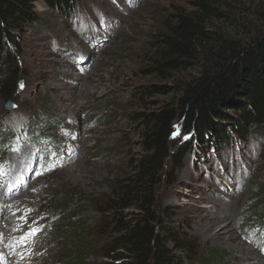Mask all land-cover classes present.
Returning a JSON list of instances; mask_svg holds the SVG:
<instances>
[{"label": "rangeland", "instance_id": "obj_1", "mask_svg": "<svg viewBox=\"0 0 264 264\" xmlns=\"http://www.w3.org/2000/svg\"><path fill=\"white\" fill-rule=\"evenodd\" d=\"M198 1L80 0L66 16L35 0L36 21L14 31L19 51L9 48L19 71L6 91L0 81V222L12 216L27 227L16 228L14 241L0 237V248L11 253L10 243L47 236L53 237L52 264L129 261L118 251L104 256L118 236L110 207L146 155L144 137L154 115L175 109L183 83L200 73L198 62L165 74L155 70L178 15L202 13ZM203 1L215 14L236 17L234 34L243 42L263 29L264 0ZM202 18L205 27L232 31L233 20ZM225 125L230 130L232 122ZM190 129L194 133V125ZM213 132L181 166L165 160L152 201L154 233L165 238L175 264H247V251L264 264L263 139H237L229 131L233 137L223 145ZM191 133L181 116L172 120L168 153ZM74 151L77 156L64 163ZM30 197L39 199L40 210L24 204ZM47 223L52 227L43 232ZM172 231L192 252L175 246Z\"/></svg>", "mask_w": 264, "mask_h": 264}, {"label": "trees", "instance_id": "obj_2", "mask_svg": "<svg viewBox=\"0 0 264 264\" xmlns=\"http://www.w3.org/2000/svg\"><path fill=\"white\" fill-rule=\"evenodd\" d=\"M45 1L67 16L76 10L80 0ZM34 2L0 0V81L4 91L14 82L19 71L17 56L9 52L12 45L19 51L18 36L14 31L36 21ZM197 6L201 14L178 15V23L173 34L166 39V50L155 70L165 74L171 70H186L193 62H198L200 73L183 83L175 109L163 108L154 115L152 126L144 137L146 155L136 162L134 175L114 195L115 204L110 207L117 214L114 231L118 236L112 239L113 245L104 256L111 258L115 251L122 252L120 256L129 261L121 264H175L171 261L175 255L170 253L165 238L154 233L151 225L157 218L152 202L155 184L160 180L158 175L167 158L174 166H181L186 154L194 148L200 150L204 147L203 138L208 130L218 133V143L223 145L233 137L231 134L244 140L259 135L263 139L261 155L264 158V26L243 42L234 34L237 27L234 15L215 14L210 4L203 0H199ZM210 14L215 19L233 20L229 26L232 31L203 26L202 15L207 17ZM262 16L264 23V12ZM237 24L245 26L240 21ZM177 116L183 120L185 133H191L192 125L195 130L175 153L169 154L167 138L171 121ZM228 122H232L230 130L225 125ZM213 133L210 135L214 140ZM126 209L136 212L125 213ZM168 236L172 237L176 247L192 252L176 231Z\"/></svg>", "mask_w": 264, "mask_h": 264}, {"label": "bare ground", "instance_id": "obj_3", "mask_svg": "<svg viewBox=\"0 0 264 264\" xmlns=\"http://www.w3.org/2000/svg\"><path fill=\"white\" fill-rule=\"evenodd\" d=\"M78 144L82 148L86 146V142H82V141L80 142L79 141ZM76 156H77V154L74 151V152L70 153V156L68 158L65 156V159L63 160V162L67 163L68 159L73 160ZM19 186H21V185H19ZM18 187L16 186L14 189L4 193L3 196L4 197L9 196L12 193H15L17 191ZM25 194H27V192ZM21 196H24V195H19V197H21ZM30 199H31L30 202L24 203V204L31 206V209L35 208V209L40 210V208L42 207V204L39 201V199H36L34 197L33 198L30 197ZM13 204L14 203L12 202V205ZM38 214L41 216V221H45L47 219V217L45 216L46 214L44 213L43 210L41 212H39ZM30 216H33L32 211L30 212ZM9 217H11V219L7 218L6 220L0 222V237H2L3 235H6L5 237L7 239H9L10 241H14L16 236L13 233L16 230V228L23 229V228H26L27 226H25L24 224L16 222L14 217H12V216H9ZM15 225H17V226H15ZM51 227H52V224L47 223V225L44 227L43 232H47L49 229H51ZM230 235H231V236H229L230 239H232V237L234 238V234L232 232L230 233ZM51 238H53V237L47 238V236H42V237L35 238L33 240L31 238H26V239H24L26 241V242H24L25 243L24 245H23V243L20 245L16 244V243H14V244L10 243L11 245H8L7 248H8V250L11 251V253H7V250L0 248V264H52L53 263L52 252L54 251V248L50 244L52 242ZM229 238H227V239H229ZM240 252H242V251H240ZM242 257H244L246 259L247 264H261L262 263L261 262L262 256L261 257H253L252 254L248 251L244 252L242 254ZM246 261H244V263Z\"/></svg>", "mask_w": 264, "mask_h": 264}, {"label": "water", "instance_id": "obj_4", "mask_svg": "<svg viewBox=\"0 0 264 264\" xmlns=\"http://www.w3.org/2000/svg\"><path fill=\"white\" fill-rule=\"evenodd\" d=\"M7 108H8V109H11V108H12V105H8Z\"/></svg>", "mask_w": 264, "mask_h": 264}, {"label": "snow or ice", "instance_id": "obj_5", "mask_svg": "<svg viewBox=\"0 0 264 264\" xmlns=\"http://www.w3.org/2000/svg\"><path fill=\"white\" fill-rule=\"evenodd\" d=\"M22 86V85H21ZM0 174H3L2 172H0ZM262 251H264V249H261Z\"/></svg>", "mask_w": 264, "mask_h": 264}]
</instances>
